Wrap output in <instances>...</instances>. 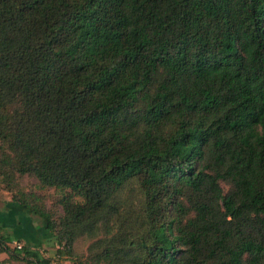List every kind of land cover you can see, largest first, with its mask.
Segmentation results:
<instances>
[{
	"label": "trees",
	"instance_id": "trees-1",
	"mask_svg": "<svg viewBox=\"0 0 264 264\" xmlns=\"http://www.w3.org/2000/svg\"><path fill=\"white\" fill-rule=\"evenodd\" d=\"M14 173L60 193L57 217L11 198L58 257L264 264V0H0ZM12 241L0 221V264H50Z\"/></svg>",
	"mask_w": 264,
	"mask_h": 264
},
{
	"label": "rangeland",
	"instance_id": "rangeland-1",
	"mask_svg": "<svg viewBox=\"0 0 264 264\" xmlns=\"http://www.w3.org/2000/svg\"><path fill=\"white\" fill-rule=\"evenodd\" d=\"M220 184L224 194L228 193L230 190L228 184H226L225 182H221ZM21 193L34 194L40 197L44 203L43 205L46 210L49 211L53 216L57 217L62 215V210L58 204V199L60 197L59 192L53 189H40L37 180L33 177H19L15 173L13 175L8 176L0 175V208L2 207L1 204L3 203V201L5 202L6 200L11 199L12 196L19 195ZM24 216L27 219L26 222H29L30 225L42 226V222L39 221V219H36V217L28 214ZM41 233L44 234L43 230L40 231V234ZM47 235L48 234H46V236ZM47 239L45 240V238H43L40 244L35 245L33 249L38 250V252L43 258L48 259L50 261V264H74V262L78 264V260L85 257V255L87 254V247L90 243L87 239H78L73 247V254L71 258L68 256L58 257V255L55 253L56 248L54 246V243L51 242L50 235H48ZM10 248H15V245H10ZM9 264L18 263L11 261L9 262Z\"/></svg>",
	"mask_w": 264,
	"mask_h": 264
},
{
	"label": "crops",
	"instance_id": "crops-1",
	"mask_svg": "<svg viewBox=\"0 0 264 264\" xmlns=\"http://www.w3.org/2000/svg\"><path fill=\"white\" fill-rule=\"evenodd\" d=\"M0 208V221L4 228L6 235H10L13 239L12 244L21 243L30 244L32 248L35 245L40 244V242L45 238H48L47 233H41V227L36 229V225H30L29 222H26L24 215H27L19 206L14 204L11 199L6 200L1 204ZM42 237V238H41ZM44 240V241H45ZM48 240V239H47ZM8 257L5 253H0V262L6 260Z\"/></svg>",
	"mask_w": 264,
	"mask_h": 264
},
{
	"label": "built area",
	"instance_id": "built-area-1",
	"mask_svg": "<svg viewBox=\"0 0 264 264\" xmlns=\"http://www.w3.org/2000/svg\"><path fill=\"white\" fill-rule=\"evenodd\" d=\"M14 245H15V248H17V249H20L22 247V245L19 243H15Z\"/></svg>",
	"mask_w": 264,
	"mask_h": 264
}]
</instances>
